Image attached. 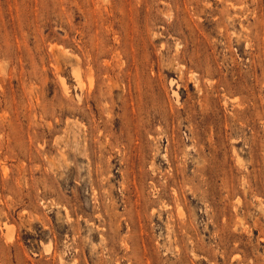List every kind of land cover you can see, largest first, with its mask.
Returning <instances> with one entry per match:
<instances>
[{
	"label": "rangeland",
	"instance_id": "1",
	"mask_svg": "<svg viewBox=\"0 0 264 264\" xmlns=\"http://www.w3.org/2000/svg\"><path fill=\"white\" fill-rule=\"evenodd\" d=\"M0 264H264V0H0Z\"/></svg>",
	"mask_w": 264,
	"mask_h": 264
}]
</instances>
